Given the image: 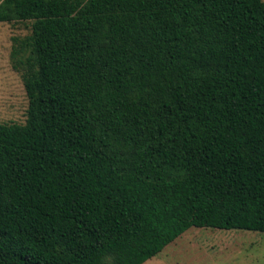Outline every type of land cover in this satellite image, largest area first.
Here are the masks:
<instances>
[{"label": "trees", "instance_id": "1", "mask_svg": "<svg viewBox=\"0 0 264 264\" xmlns=\"http://www.w3.org/2000/svg\"><path fill=\"white\" fill-rule=\"evenodd\" d=\"M31 22L0 125V264H144L191 227L264 233V1L0 0Z\"/></svg>", "mask_w": 264, "mask_h": 264}, {"label": "rangeland", "instance_id": "2", "mask_svg": "<svg viewBox=\"0 0 264 264\" xmlns=\"http://www.w3.org/2000/svg\"><path fill=\"white\" fill-rule=\"evenodd\" d=\"M30 35L29 21L0 23V125L26 123ZM144 264H264V233L191 227Z\"/></svg>", "mask_w": 264, "mask_h": 264}]
</instances>
